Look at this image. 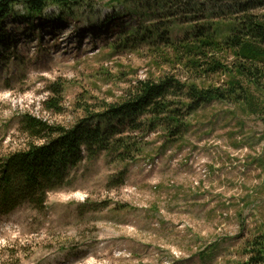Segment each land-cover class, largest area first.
<instances>
[{
  "label": "rangeland",
  "instance_id": "rangeland-1",
  "mask_svg": "<svg viewBox=\"0 0 264 264\" xmlns=\"http://www.w3.org/2000/svg\"><path fill=\"white\" fill-rule=\"evenodd\" d=\"M170 3L157 21L171 22L174 40L196 28L225 38L245 15L264 20V0ZM246 3L253 7L247 13ZM94 6L91 22L83 9L75 10L85 13L80 19L59 23L49 8L30 29L18 7L4 24L0 159L35 142L22 131V116L71 127L83 117L81 103L93 111L132 82L169 72L158 43L122 44L124 33L152 21L147 3L113 25L108 15L125 6ZM55 84L63 85L60 114L45 108ZM254 93L264 107V90ZM139 147L126 162L107 153L85 158L42 211L24 203L0 214V264H245L244 244L264 235V112L213 102L191 118L181 140L149 134Z\"/></svg>",
  "mask_w": 264,
  "mask_h": 264
},
{
  "label": "trees",
  "instance_id": "trees-1",
  "mask_svg": "<svg viewBox=\"0 0 264 264\" xmlns=\"http://www.w3.org/2000/svg\"><path fill=\"white\" fill-rule=\"evenodd\" d=\"M99 1L106 0H0V35L6 21L17 17L18 7L31 29L33 21L49 8L57 9L56 22L76 21L85 13L75 10L83 9L91 22ZM116 3L125 9H114L106 20L108 25L120 23L124 16L133 19L141 4L147 3L152 21L124 33L122 44L136 40L158 43V56L169 72L132 82L116 100L102 101L93 111L81 103L83 117L71 127L22 116L21 129L35 142L0 159V214L11 213L24 203L42 211L48 194L65 187L85 158L107 153L120 162L133 160L149 134L160 133L169 143L181 140L191 118L210 103L233 104L245 113L263 114L254 91L264 90V20L249 13L225 38L196 28L174 40L169 33L171 22L157 21L159 15L171 12L170 0H108L112 8ZM241 10L247 13L253 7L246 3ZM184 14L188 18L191 13ZM172 16L162 15V19ZM51 92L54 97L45 102V108L60 114L63 85L55 84ZM125 175L126 170L120 173L121 181ZM243 251L245 264H264V235L248 240Z\"/></svg>",
  "mask_w": 264,
  "mask_h": 264
}]
</instances>
